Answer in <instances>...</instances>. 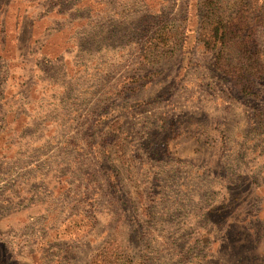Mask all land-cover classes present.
Instances as JSON below:
<instances>
[{
	"label": "rangeland",
	"instance_id": "1",
	"mask_svg": "<svg viewBox=\"0 0 264 264\" xmlns=\"http://www.w3.org/2000/svg\"><path fill=\"white\" fill-rule=\"evenodd\" d=\"M252 2L225 79L197 0H0V264H264Z\"/></svg>",
	"mask_w": 264,
	"mask_h": 264
},
{
	"label": "trees",
	"instance_id": "2",
	"mask_svg": "<svg viewBox=\"0 0 264 264\" xmlns=\"http://www.w3.org/2000/svg\"><path fill=\"white\" fill-rule=\"evenodd\" d=\"M256 2L197 0L203 18L200 41L203 48L212 55L213 71L222 78H237L249 74L247 69L255 60V53L249 49L254 41L252 28L256 22L253 23L252 15ZM256 19L257 22L260 21L259 16ZM101 144L105 145L106 140ZM104 252L91 257L88 264H118V261L104 257Z\"/></svg>",
	"mask_w": 264,
	"mask_h": 264
}]
</instances>
